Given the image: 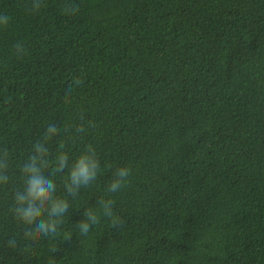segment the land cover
<instances>
[{
	"label": "trees",
	"instance_id": "16d2710c",
	"mask_svg": "<svg viewBox=\"0 0 264 264\" xmlns=\"http://www.w3.org/2000/svg\"><path fill=\"white\" fill-rule=\"evenodd\" d=\"M0 264H264V0H0Z\"/></svg>",
	"mask_w": 264,
	"mask_h": 264
},
{
	"label": "clouds",
	"instance_id": "9594fccd",
	"mask_svg": "<svg viewBox=\"0 0 264 264\" xmlns=\"http://www.w3.org/2000/svg\"><path fill=\"white\" fill-rule=\"evenodd\" d=\"M61 164L64 163L65 158L61 157ZM99 167L98 161L95 160L92 156H81L77 159V162L75 163L72 171H71V178L76 183H88L89 180H92L95 178L97 174V169ZM33 173V176L29 179V188H28V196L31 197L33 200L37 199H48L50 193L47 191L45 185L47 184L48 187H51L52 185L50 182H47L44 180L43 177L37 178L35 175L38 172V169L33 167L30 169H26ZM130 175V169L127 167L119 168L116 172L117 179L114 180L110 184V190L116 191L124 186V183L127 181L128 177ZM20 200L23 201L24 197L21 196ZM111 201L105 206V211L108 212L111 208ZM40 214L38 209H33L31 205L24 211L23 215L25 218L31 220V218L38 216ZM90 218L93 220L94 223H97V218L95 216H92L91 214ZM116 220L113 219V223L115 224ZM41 230H44L45 225H40ZM85 230L87 229V226L84 225Z\"/></svg>",
	"mask_w": 264,
	"mask_h": 264
}]
</instances>
